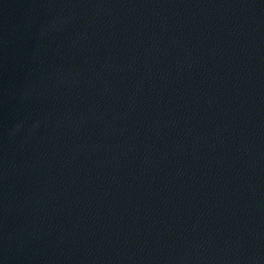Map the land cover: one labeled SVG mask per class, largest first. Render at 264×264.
<instances>
[{"label":"water","instance_id":"1","mask_svg":"<svg viewBox=\"0 0 264 264\" xmlns=\"http://www.w3.org/2000/svg\"><path fill=\"white\" fill-rule=\"evenodd\" d=\"M0 264H264V0H0Z\"/></svg>","mask_w":264,"mask_h":264}]
</instances>
